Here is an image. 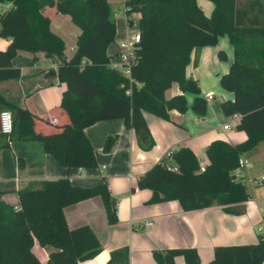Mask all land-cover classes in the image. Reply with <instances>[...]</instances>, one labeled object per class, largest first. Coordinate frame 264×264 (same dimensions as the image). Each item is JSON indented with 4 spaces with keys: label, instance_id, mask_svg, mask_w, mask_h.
Instances as JSON below:
<instances>
[{
    "label": "trees",
    "instance_id": "obj_1",
    "mask_svg": "<svg viewBox=\"0 0 264 264\" xmlns=\"http://www.w3.org/2000/svg\"><path fill=\"white\" fill-rule=\"evenodd\" d=\"M7 1L13 4L0 10V36L13 40L0 49V80L22 75L21 67L13 62L22 50L43 51L57 62L48 71L66 83L63 107L71 120L51 122L0 95V107L7 106L13 113V131L9 137L0 132V146H9L16 137L38 139L46 152L67 167L98 165L85 129L99 120L122 118L149 149L155 140L145 111L170 119L171 109L184 112L191 106L205 114L208 100L187 66L195 47L216 44L226 34L234 46V58L220 74V83L233 91L234 99H223L221 105L227 115L240 113L237 127L247 137L239 142L212 140L205 148L204 170L194 150L180 146L169 160L147 169L137 186L152 189L149 202L178 199L185 210L218 204L227 212H245L250 193L233 170L239 157L264 139V0H212L211 15L198 0H125L129 20L138 13L140 31L128 74L112 65L108 52L117 33L110 0H0ZM47 5H55L80 28L70 56L65 39L53 30L51 17L43 12ZM218 55L228 57L224 49ZM174 81L182 91L167 97L165 92ZM186 91L194 93L191 105ZM117 139L118 133L108 134L104 150H111ZM16 191L18 204L6 201L0 191V264H79L99 253L101 240L89 224L71 227L68 223L65 207L80 200L101 197L108 221L118 220L106 176L92 185L74 183L68 175L42 178ZM35 238L42 245L56 247L45 261L33 251ZM129 254L128 244L116 247L106 264H130ZM179 254L188 264L201 262L194 246L153 249L159 264H177ZM263 260L264 234H259L255 242L216 244L213 257L204 264H261Z\"/></svg>",
    "mask_w": 264,
    "mask_h": 264
},
{
    "label": "crops",
    "instance_id": "obj_2",
    "mask_svg": "<svg viewBox=\"0 0 264 264\" xmlns=\"http://www.w3.org/2000/svg\"><path fill=\"white\" fill-rule=\"evenodd\" d=\"M115 13L117 33L115 42L108 52L111 61H118L120 41L127 36L125 0H110ZM207 15H211L215 4L211 0H198ZM11 1L0 2V10L12 6ZM43 12L51 17L52 28L65 40L72 34L70 56L76 48L80 28L67 14L58 12L55 5H47ZM137 19L138 13L134 14ZM13 40L12 36H0V49H5ZM224 49L227 59H221L218 51ZM234 58V46L228 36L220 35L216 44L195 47L187 72L200 83L201 94L206 98L209 92L214 97L208 100L207 112L196 113L190 106L186 111L170 110V119L145 111L155 145L149 149L140 143L134 128L125 124L122 118L99 120L86 127L97 155L96 167H67L51 153L46 152L38 139L16 137L9 146H0V191L2 197L18 204L17 189L42 178H56L68 175L74 183L92 185L107 177L112 195L116 199L118 220L108 221L101 197L94 196L67 205L65 214L71 227L89 224L102 243V249L91 258L79 264H106L111 251L128 244L130 264H159L153 256L154 248L173 246H194L198 249L199 264H204L214 254L216 244L255 242L260 233L255 225L264 218V139L245 152L251 164L245 168L242 178L250 193L246 210L236 214L227 212L221 205L185 210L178 199L149 202L152 189L137 186L138 178L152 165L167 156L169 150L183 145L190 146L201 163H207L206 146L214 139L222 138L239 142L247 137L245 130L239 129L240 117L229 128L227 115L221 105L223 99H234V93L220 83V74L226 72ZM22 69L18 78L0 80V95L22 107L31 109L55 123L70 121L68 111L63 107V91L66 83L48 70L57 62L47 57L43 51L22 50L13 58ZM177 81L166 90V96L181 92ZM191 105L194 93L185 92ZM220 94V98H218ZM3 109L0 107V110ZM36 119V117H35ZM37 120V119H36ZM118 133V139L111 150H104L107 135ZM2 139H0V143ZM251 183V189L247 183ZM146 221H151L147 224ZM261 229V226L258 227ZM56 247L42 245L34 239L33 251L45 261ZM177 264H188L182 254L176 256ZM261 264H264V260Z\"/></svg>",
    "mask_w": 264,
    "mask_h": 264
},
{
    "label": "built area",
    "instance_id": "obj_3",
    "mask_svg": "<svg viewBox=\"0 0 264 264\" xmlns=\"http://www.w3.org/2000/svg\"><path fill=\"white\" fill-rule=\"evenodd\" d=\"M125 12H126V6L124 5ZM127 20V36L123 40L120 41L119 44V54H118V61L112 62V65L114 67L122 69L125 73L130 72V65L134 59V52H135V44L140 39V31L138 29L137 25V19L134 17L132 20H129L128 16L126 15ZM214 97L213 92H209L206 96V99H212ZM240 117V113H232L229 114L228 122L224 124L225 128H229L231 126V123L235 120H237ZM0 125H1V131L6 136L9 137V135L13 131V113L8 108H3L0 110ZM167 156L170 158L172 156V150H169L167 152ZM251 164L250 159L245 155L242 154L239 157L238 164L234 168L233 173L237 177H241L242 172L245 168H247ZM169 167H174L173 164L168 163ZM206 167L205 163L200 164V169L204 170ZM264 179V175H262V180ZM147 224L151 223V221H146Z\"/></svg>",
    "mask_w": 264,
    "mask_h": 264
},
{
    "label": "rangeland",
    "instance_id": "obj_4",
    "mask_svg": "<svg viewBox=\"0 0 264 264\" xmlns=\"http://www.w3.org/2000/svg\"><path fill=\"white\" fill-rule=\"evenodd\" d=\"M209 1H211V0H209ZM71 38H73V36H72V34H69V36L65 40V42H66V50L68 48V50H67L68 52H69V50L71 51V49L69 48ZM218 98H220V94H218ZM2 108H8V109H10L7 106H3ZM247 185H248V188L251 189L252 184L249 182V183H247ZM259 226H261V229L260 230L258 229ZM255 227H256V229H257L258 232L264 233V218L263 219L261 218L258 222H256Z\"/></svg>",
    "mask_w": 264,
    "mask_h": 264
},
{
    "label": "water",
    "instance_id": "obj_5",
    "mask_svg": "<svg viewBox=\"0 0 264 264\" xmlns=\"http://www.w3.org/2000/svg\"><path fill=\"white\" fill-rule=\"evenodd\" d=\"M0 131H1V125H0Z\"/></svg>",
    "mask_w": 264,
    "mask_h": 264
}]
</instances>
